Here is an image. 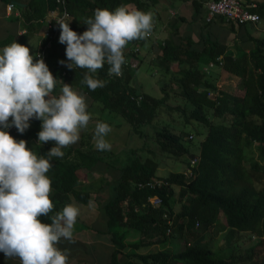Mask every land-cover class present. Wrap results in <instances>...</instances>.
Masks as SVG:
<instances>
[{"label": "trees", "instance_id": "trees-1", "mask_svg": "<svg viewBox=\"0 0 264 264\" xmlns=\"http://www.w3.org/2000/svg\"><path fill=\"white\" fill-rule=\"evenodd\" d=\"M44 1L43 9L37 6L38 0H30L26 5L29 8L25 11L28 23L44 17L58 4L56 0ZM258 1V7L253 10L264 19V0ZM155 2L66 0L67 15L62 20L81 34L87 29L85 18H94V11L98 8L114 11L126 5L149 12ZM191 3L190 19L177 16L169 23L168 37L159 44V67L169 71L171 63L178 64L170 83L162 85L163 95L159 98L144 94L131 83L137 67H133L129 59L133 57L142 62L139 53L145 39L127 44L122 76L108 75L107 63L97 70V78L107 83L94 91L81 83L88 69L75 65L69 69L58 63L67 60L66 45L59 42V25L46 55L47 66L56 78V84L67 83L93 102H99L103 110L123 117L140 138L145 136L143 127L158 116V109L162 107L177 112L183 125L194 120L207 128L199 144L197 164L189 178L184 171L157 175L156 162L146 155L151 150L147 146L138 154L130 149L126 157L111 150H97L92 142L95 131L91 126L80 132L76 144L62 149L63 158L50 161L53 167L46 175L52 181L50 199L53 210L48 216L40 217L41 222L50 224L53 215L62 211L65 205L72 204V197L80 204L92 202L101 214L105 229L89 226V230L96 238L105 235L111 242L108 264H264V162L250 160L249 166L244 163L246 150L254 142H257L261 157L264 155V38L254 36L246 29V25L253 26L252 23L236 24L220 16L206 22L204 2L191 0ZM35 5L37 7L32 9ZM180 22L186 25L182 27ZM222 27L233 36L244 31L252 43L248 55L236 57L228 53L232 43L228 38H220ZM16 42L21 44V40ZM134 47H138L137 52ZM218 56L222 57L221 64L216 60ZM210 61L214 63L211 68L224 69L240 79V92L231 93L218 88L214 73L211 75L204 70ZM56 84L53 95L56 94ZM138 95H142L139 103L131 98ZM169 99L174 104H169ZM40 125V120L32 119L23 134L14 126L6 130L17 141L24 139L26 146L40 157L55 143L34 141ZM183 133L184 130L176 131L170 123H165L154 131L153 138L168 157H192L194 154L190 153L184 140L192 141L194 136L189 134L192 137L188 138L186 133L183 138ZM184 162L187 167L189 161L184 159ZM93 173H98L101 181L95 191H90L85 188L82 176L88 181ZM155 178H163L168 184L155 189L137 185ZM175 187L180 188L178 203L174 199ZM155 193L161 197V203L156 206L148 201V196ZM210 228L215 234L225 233L221 244L227 252L225 255H216L209 244L203 242V231ZM131 232L138 233L139 237L128 241L126 238ZM240 233H250L256 240L241 249L236 244ZM176 238H183L185 244L183 249L174 252L166 244ZM154 245L161 249L147 252Z\"/></svg>", "mask_w": 264, "mask_h": 264}, {"label": "clouds", "instance_id": "clouds-1", "mask_svg": "<svg viewBox=\"0 0 264 264\" xmlns=\"http://www.w3.org/2000/svg\"><path fill=\"white\" fill-rule=\"evenodd\" d=\"M153 19V12L121 5L114 11L96 9L94 18H85L87 29L81 34L61 20L59 42L66 45L67 61L58 63L88 69L81 83L92 91L103 88L107 81L97 78V70L107 63L108 75L122 76L127 44L146 39ZM37 57L33 63L29 48L17 42L4 47L0 55V252L9 259L19 258L21 264H67L70 249L58 245L62 240L75 242L79 209L67 204L50 224L41 222L40 217L53 210L52 181L46 173L53 158H63L62 149L78 142L91 114L83 93L69 84L63 83L61 94L53 95L56 78L39 53ZM32 119L41 121L37 141L55 142L40 157L24 139L17 141L6 130L14 126L23 134ZM111 131L108 123H96L97 150H111L106 139Z\"/></svg>", "mask_w": 264, "mask_h": 264}, {"label": "rangeland", "instance_id": "rangeland-1", "mask_svg": "<svg viewBox=\"0 0 264 264\" xmlns=\"http://www.w3.org/2000/svg\"><path fill=\"white\" fill-rule=\"evenodd\" d=\"M182 1L185 2V0ZM170 2H174L175 4L177 0H157V4L154 3L151 6L152 12L154 13L153 21L155 23L154 29H156L154 33L155 35L151 32L150 37H147L145 39L144 44L141 45L139 57L142 58V62L139 63L138 61L136 63L135 67L137 68L134 69L133 79L131 80V83L136 85V87L139 88L144 94L151 95L157 98L163 95V91L161 89L162 85L169 84L170 78L178 69L177 63H171L169 65V71H165L163 68L159 67L158 65V58L159 55L161 54V50L159 47L161 38L162 37L166 38V36L168 37L170 32L168 25L166 27L167 33L163 32L164 31L163 24L165 23L166 20H168V24H169L177 16H183L187 20H189L190 18L189 12L186 11L182 12L183 10H181L182 13L179 12L180 15L176 13V9L179 4H177L176 7L174 6V8L169 9ZM128 7L130 9L135 8L132 6H128ZM163 8L165 10H163ZM156 11L158 12L156 13ZM177 23L179 24V22ZM220 24L223 23L220 22ZM180 25H183L182 27H184V25L186 24H182L180 22ZM246 29L249 32H251L254 36L264 38V19H260L259 22L253 24V26L247 24ZM243 32H241L238 36H233L232 34H229V31H227L225 28L222 27L221 30L220 38L221 39L228 38L231 41L232 46H230L231 48L229 49L228 52L234 54L236 57L241 55H248L249 50L252 48V43L247 39L246 34H243ZM42 38H43V32L41 35V39ZM155 41H158L157 43L158 45H155L156 44ZM162 41H164V39ZM13 42H16V40L12 41V43ZM11 44L6 43V46H10ZM24 46L29 48V52L30 55H32L33 57V63H34V60L36 59L34 58L35 48L36 50L38 49L37 51H39V47L35 46V44H33L32 42ZM50 48L51 46L46 49V55ZM126 51H128V48ZM201 62L204 63L205 60L202 58ZM207 73L211 75L214 73L213 78L215 79V83L217 84L218 88H220L221 90H225L226 92H231V93H237L240 92V90L242 89V84L240 83V79L224 69H220L218 67L209 68L207 70ZM56 85L57 86H56L55 95L59 96L61 94L63 83H57ZM84 95H85V102L87 104V112L91 114V119L88 124H92L87 126H89V128L91 126L92 129L95 131V125L98 121L108 123L111 126L112 131L108 134L106 139L111 143V151L116 155L126 157L128 154H130V149L132 148L134 152L138 154L139 152H141L142 149H144L143 147L147 146V148H150L151 150L146 155L152 158L156 162L157 175L167 176L170 172H176V171L183 172L186 167L184 159L189 161L190 156L188 155L183 156L184 158L168 157L167 155H165V153L161 152V150L159 149L158 145L155 143V140L153 138L154 131L161 128V126L165 123H170L171 126H173V128L176 131H178V129L184 130V133L182 134L183 138L186 133L188 134L187 137L189 136V134H192L194 136L192 141H188V140L186 141L185 139L184 142L189 147L191 154L197 155L199 153L200 141L204 138L207 131V128L204 125L194 120L191 123L183 125L182 124L183 122L179 119V117L176 114L177 112H175L174 110H170L167 107H162L158 109V116L157 117L155 116L148 125H145L143 127L145 136L143 138H140L138 137L137 134L133 133L129 122L126 119L120 117L118 114L114 112L103 110L99 102L97 101L93 102L91 98L89 99V97L86 94ZM168 103L174 104V101L172 99H169ZM33 139L34 141L37 142V135ZM92 142L93 145L95 146V139H92ZM146 155L145 154L143 155V159L145 158ZM250 160H258L260 162H264V155H262L261 157V152L257 147V142L252 143V147L246 150V157L244 162L246 166L250 165ZM82 178L85 181V182L83 181L85 188L90 191H95L99 185V182L101 181L100 180L101 176H99L98 173H93L91 177H88V181H86V178L84 179V175L82 176ZM174 190H175L174 199L176 200L177 197L179 196L178 194L180 188L175 187ZM72 204L79 209L77 222L74 225L73 236L74 235L76 236V239L78 240L79 243L81 240H84L83 242L86 244H82L81 246L79 245L78 242H77L78 244L76 243L77 240L74 243H69L68 241L62 240L61 243L58 245V247L61 250H63L62 246H64V249L65 248L72 249L70 250L71 254L72 252L76 254L73 257L75 262L78 260L77 258L83 255L84 251L93 250V249H97L96 252H100L103 257L104 256L107 257L110 253V250L112 249L111 242L107 239V237H105V235L100 236V238H96L95 235H93L94 233H92V231L89 230V226L95 229H105V227H103L102 217L98 208L95 205H93L92 202L88 204L86 203L80 204L73 197H72ZM174 206L178 208V204H175ZM85 224H87L88 226ZM75 226L76 227L78 226V229L75 228ZM79 226L85 229H82ZM77 230L78 232L81 233H78ZM197 230L198 231L200 230V226H198ZM224 234H225L224 232L215 234L213 231H211V228L207 229L206 231H203V242L209 244V246L214 250L216 255H225L227 253L226 250H223L221 248V244H223L224 242V237H223ZM77 236L79 238H77ZM239 236H240L239 239L236 240V244H238L241 249H245L252 242L256 240V238H254L253 235L251 236L250 233H240ZM138 237H139L138 233L131 232L127 235L126 239L128 241H131L137 239ZM93 239H96L95 241L96 243L99 242L96 245V247ZM104 243L106 244L104 245ZM184 244H185V240L183 238H179V239L176 238V239H170L169 242L166 244V246L172 248L174 252H177L184 248ZM159 249H161L159 245H154L150 247L147 250V252L157 251ZM71 259L72 257L69 258V261ZM8 264H21V261L19 260V258H11L9 259Z\"/></svg>", "mask_w": 264, "mask_h": 264}, {"label": "built area", "instance_id": "built-area-1", "mask_svg": "<svg viewBox=\"0 0 264 264\" xmlns=\"http://www.w3.org/2000/svg\"><path fill=\"white\" fill-rule=\"evenodd\" d=\"M56 7L51 10V12L46 16L44 21L45 28L43 30V38L41 39L39 46V53L44 62L47 65L46 61V49L52 45V39L56 36L58 32V22H60L66 15L65 3L66 0H56ZM258 0H209L205 3L206 12L204 15V20L206 22L213 21L216 17H222L226 21L235 22L236 24L243 23H252L255 24L259 22L260 16L259 13L253 9L258 7ZM14 7L13 2H8L5 5V8L10 12ZM150 36V35H149ZM134 52L138 51V47H134ZM36 54V59H37ZM219 63H222V57L218 56L216 58ZM207 67H204V70L207 71L211 68L214 63L209 62ZM133 100L139 103L142 100V95L131 96ZM191 138L192 135H189ZM198 161V156L193 155L189 159V165L185 168L184 174L189 178L193 175V168L196 166ZM168 181L163 178L150 179L145 182L137 183L138 187H149L151 189L159 188L163 185H167ZM148 201L154 206L161 203V197L158 194H152L148 196Z\"/></svg>", "mask_w": 264, "mask_h": 264}, {"label": "crops", "instance_id": "crops-1", "mask_svg": "<svg viewBox=\"0 0 264 264\" xmlns=\"http://www.w3.org/2000/svg\"><path fill=\"white\" fill-rule=\"evenodd\" d=\"M201 1H203L204 5H205V3L209 0H201ZM8 2L14 3V7L10 12H8L5 8V5ZM29 2H30V0H0V55L3 54V49H4V47H6V43L11 44L12 41H14V40H16V41L21 40L22 45H27L28 43L32 42L33 44H35V46H38V47L40 46L41 35H42V32L45 28L44 21L46 19V16H48V14L51 11L49 13H47L44 17L34 19L31 21V23H28L29 21L26 19L27 15H25V13H26L25 11L26 10L29 11V8L26 6ZM38 2H40V3H38L37 6L42 7V9L45 8V3H44L45 1L44 0H38ZM155 4H157V0H156ZM177 4H179V5L176 9V13H178L180 15L179 12H181V10H183L182 12H184V11L189 12L190 16H191L192 10H193L191 0H185V2L182 0H177V2L175 4H174V2H170V8L169 9L174 8V6L176 7ZM37 6L36 5L33 6L32 9H35V7H37ZM163 10H165V9L163 8ZM151 12H152V8H151ZM157 12L158 11H156V13ZM154 24L155 23L153 21L152 30H154V31H151L153 34L156 31V29H154ZM167 25L169 26L168 20H166L165 23L163 24V27H164L163 32L164 33H167L166 32L167 31V28H166ZM221 26H222V24H221ZM164 33H162V34H164ZM148 37H150V36H148ZM166 38H167V36H166ZM163 39H165V38L162 37L160 43L163 42L162 41ZM158 41H155L156 44H155V42H154V44L158 45L157 44ZM37 50L35 48L34 58H36V54L38 52ZM228 53H230V52H228ZM35 61H36V59L34 60V63H35ZM79 227H81V226H79ZM75 228L78 229V226L77 227L75 226ZM77 232H78V230H77ZM78 233H81V232H78ZM78 233H76V234H78ZM73 237H75V238H73V240L76 241L77 240L76 236L74 235ZM77 238H79V237L77 236ZM81 241L79 243L77 240L76 243L78 242L79 245H81V246H82V244H86L83 242L84 240H81ZM93 241H94V244L96 247V245L99 242L96 243L95 242L96 239H93ZM98 241H100V240H98ZM105 244L106 243H104V245ZM62 247L64 249V246H62ZM70 250H72V249H70ZM93 250L84 251L83 255L81 257L77 258L78 260L76 262L73 259L74 255H76V254H71V252H70V255L68 256L67 264H108L109 255L107 257L106 256L103 257L100 252H96L97 249H93ZM0 257L3 260L2 261L0 259V264H8L9 263V258L5 257L3 252H0ZM71 257H72V259L69 261V258H71ZM5 260H6V262H5Z\"/></svg>", "mask_w": 264, "mask_h": 264}, {"label": "water", "instance_id": "water-1", "mask_svg": "<svg viewBox=\"0 0 264 264\" xmlns=\"http://www.w3.org/2000/svg\"><path fill=\"white\" fill-rule=\"evenodd\" d=\"M129 61H130L131 65H132L133 67H135V66H136V63L138 62V60L135 59V58H133V57H131V58L129 59Z\"/></svg>", "mask_w": 264, "mask_h": 264}]
</instances>
